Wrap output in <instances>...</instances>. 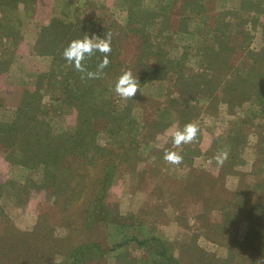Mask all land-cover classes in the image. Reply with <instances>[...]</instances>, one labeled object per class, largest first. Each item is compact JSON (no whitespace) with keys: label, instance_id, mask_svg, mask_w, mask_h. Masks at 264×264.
Returning <instances> with one entry per match:
<instances>
[{"label":"rangeland","instance_id":"rangeland-1","mask_svg":"<svg viewBox=\"0 0 264 264\" xmlns=\"http://www.w3.org/2000/svg\"><path fill=\"white\" fill-rule=\"evenodd\" d=\"M181 2L28 0L0 7V264H69L78 248H88L79 264H171L156 254L160 247L175 264H264V0H202L211 12L197 19ZM131 4L147 18L139 33L125 27L123 10ZM145 12L167 18L154 21ZM74 31L115 33L121 52L129 50L115 61L120 67L165 69L163 79L129 99L115 93V117L129 109L131 123L95 142L104 147L129 135L135 143L117 149L103 186L101 161L64 137L78 111L55 101L64 99L50 71L53 48L62 45L53 43L55 32ZM158 50L162 57H153ZM188 123L197 125L196 139L175 146L171 134ZM36 139L58 153L38 167L21 151ZM165 150L182 161L169 163Z\"/></svg>","mask_w":264,"mask_h":264},{"label":"trees","instance_id":"trees-1","mask_svg":"<svg viewBox=\"0 0 264 264\" xmlns=\"http://www.w3.org/2000/svg\"><path fill=\"white\" fill-rule=\"evenodd\" d=\"M19 1L25 2L26 4L28 2V0H0V7H4V8L11 7L13 9H16L17 7L16 5ZM201 1L202 0H184V2L180 3V8L184 10V13L192 14L193 16L191 17L192 18L195 17L197 19V17H199L201 14L211 12L210 10H206L201 5ZM176 7L177 4L170 5L168 7V10L172 12ZM136 10H137L136 6L133 4L130 5V8L123 10L125 13H127V20L125 27L128 29V31H130L132 27H136L135 32L137 31L136 33H139L141 30L138 28V25L143 23L142 26H144L146 24L144 22L146 21L147 18L145 15L142 16H144L146 19L138 17L137 15L139 14V12L138 11L136 12ZM160 11L164 12V9H160ZM145 13L150 14L154 21H156L159 18H163V19L167 18L165 16H162V14L160 13L159 14L158 13L151 14V12H145ZM191 17H184L182 22H187L188 19H190ZM158 24H160V22ZM202 24L206 26V23H202ZM109 29H113V27H109ZM74 32H75L74 35L71 36H64L62 33L55 32L53 43L57 45L59 43H62V45L59 49L55 47L53 48L54 52H52V68L50 71L52 72L54 78L57 79V82L53 84V87H58V90L62 91L61 94L64 97L63 100L58 99L55 101H58V103L60 102L59 104H63L67 111L69 110L78 111L77 112L78 120L76 121L75 126L72 127L70 131L64 135V137L67 140H69L68 137L71 138L72 143L71 142L70 143L72 146L74 145L75 147L84 148L82 153L85 151L86 155L94 158L92 160L98 159L101 161L100 172L101 175L104 173V181L101 182L99 185L103 186L105 183H109L111 178L113 177V176L111 177V174H113L114 169L116 168V164H117L116 160L119 157V153L117 149L121 148L122 146L126 148H130L135 143V139L129 135L123 138L121 142L108 144L104 147L102 145L96 144L95 142V138H97V135H99L100 133L113 136L117 132L120 133V129L124 130V127H122L123 122H127L128 126L129 123H131L130 120L131 118L129 117L130 115L129 109H126L123 115L116 117H115V112L113 110V99L115 95L113 89L118 76H120L126 70H131V72L134 75H136L140 87H142V85L146 82L155 79H163L165 69L160 70L159 66H156L155 68L149 67L148 66L149 63H146L145 66L142 65V67H139L137 65L130 66L129 64L122 65L120 67V65L115 63V61L120 56L127 57L126 52H129V50L126 49L125 50L126 52H124V50L121 52V48L117 43V40H119V38L114 33L111 34V51L107 53V57L109 60L107 67L102 70V74L99 78L88 79L86 76V72L97 71V66L99 65L105 54L94 52L92 55L86 57V59L82 62L85 68V72H81L72 65L68 64L62 56L63 49L68 45L70 41L78 38H82L77 31ZM125 40L128 41L127 47L132 48L133 37H130L129 34H126ZM64 41H66V43L63 45ZM146 49L152 51L150 45L147 46ZM138 52L139 51H134V55H137ZM162 54L163 52L158 50V51H153L152 56L155 58L158 56L162 57ZM48 85L50 87L51 83H49ZM42 87L43 86L37 85V89L39 88L42 89ZM34 108L36 109L37 107ZM28 120L32 124L37 123L36 117H32V118L30 117ZM8 132L10 134L12 132H15L14 126L11 127L8 130ZM27 143H29L28 140L25 144L27 148L21 151L24 153L23 157H26V160L27 159L31 160L32 166L38 167L39 166V164H37L38 160L43 159L49 161L55 155L58 154L56 152L57 151L56 149L50 148L51 144L49 143L44 146H41V144L44 143H42L40 139H36L33 145ZM84 144H87V146H84ZM71 151L78 152V150H75L73 147L69 152ZM72 154L75 155V153ZM62 158L63 157L60 156V159ZM109 177L111 178L108 179ZM90 185H93V183H90ZM99 205L104 207L102 202H100ZM92 206L93 205H90L87 210V219L89 221H93ZM97 212L98 211H96V217H97ZM262 212L264 213V209L262 210ZM103 215L106 216L108 214L104 213ZM108 219H110V217L106 216L105 221H107ZM133 239L137 240L136 238ZM136 242L141 245H145V243H147L146 241H140V242L136 241ZM93 248L98 249L97 245L93 246ZM86 249L88 250V248ZM87 250L82 251L81 248L76 249L75 250L77 251L76 255L70 259L71 261L69 262V264L81 263L82 255L83 253L87 252ZM156 254L162 259H164L167 263H171V264L177 263L173 258L167 256L164 247H160L158 250H156Z\"/></svg>","mask_w":264,"mask_h":264},{"label":"clouds","instance_id":"clouds-1","mask_svg":"<svg viewBox=\"0 0 264 264\" xmlns=\"http://www.w3.org/2000/svg\"><path fill=\"white\" fill-rule=\"evenodd\" d=\"M110 51V33L102 37L95 34L91 36L86 34L82 38L70 41L63 49L62 56L68 64L81 72H85L82 62L86 57L92 55L94 52L105 54L97 66V71L86 72L88 79H97L101 76L102 70L106 68L109 63L107 53ZM139 87L140 85L136 75H134L131 70H126L118 76L113 90L122 99H129L137 93ZM198 131L197 125L188 123L183 128H178L171 134L172 143L177 147L182 144H189L196 139ZM164 159L171 164H179L182 161V156L176 152L165 150Z\"/></svg>","mask_w":264,"mask_h":264}]
</instances>
